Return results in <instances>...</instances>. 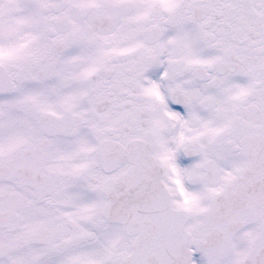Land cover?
<instances>
[{"label": "flooded vegetation", "instance_id": "1", "mask_svg": "<svg viewBox=\"0 0 264 264\" xmlns=\"http://www.w3.org/2000/svg\"><path fill=\"white\" fill-rule=\"evenodd\" d=\"M21 1L38 13L28 53L11 48L5 61L19 83L0 96V157L48 140L44 174L55 189L40 199L20 178L0 181V190L28 199L0 226V264L68 252L76 264H123L132 241L106 242V206L81 195L84 204H75L73 195L102 196L120 174L104 172L103 148L135 141L151 144L167 183L173 163L207 190V164L218 166L221 185L234 177L247 163L243 138L264 135V0ZM43 114L74 116L73 133L47 136ZM112 149L120 156V147ZM43 227L71 233L41 246ZM206 227L199 222L192 231Z\"/></svg>", "mask_w": 264, "mask_h": 264}, {"label": "water", "instance_id": "2", "mask_svg": "<svg viewBox=\"0 0 264 264\" xmlns=\"http://www.w3.org/2000/svg\"><path fill=\"white\" fill-rule=\"evenodd\" d=\"M251 163L214 199L210 210L213 229L206 237L207 252L226 258L233 238L250 224L262 222L256 247L245 264H264V138L249 141ZM136 168L112 195V221L123 223L128 234L140 233L147 253H185L181 262H190L192 240L186 231L187 214L174 211L170 195L161 180V170L138 152ZM0 164V177L4 176ZM20 204L14 196L0 193V222ZM148 258V257H147ZM127 264H131V259Z\"/></svg>", "mask_w": 264, "mask_h": 264}, {"label": "rangeland", "instance_id": "3", "mask_svg": "<svg viewBox=\"0 0 264 264\" xmlns=\"http://www.w3.org/2000/svg\"><path fill=\"white\" fill-rule=\"evenodd\" d=\"M8 6H10V5H8ZM24 9H25L24 11L26 12V15H25V18L26 19H24L23 21H24V23H27V24H20V25L16 26L15 27V31L16 32L25 31L23 29V27L25 25H27L26 30L33 29V23H29V22H32L33 21L34 12L33 13H27V11L29 9H33V6L28 5V4H24ZM1 33L2 34H0V60L2 59V57H3V55H4L5 51H6V46H7V43L6 42H8V41H10L12 39L11 38V35H12L13 32H12V29L11 28H9V30H8V26H4V27H2ZM26 34H27V38H26V36H24V38H26L25 41H27V39H28V33H26ZM201 199H203V201H205L206 200V197H202ZM108 234H113V232H109ZM113 236H114V234H113ZM239 250H241L243 252H246V250L244 251L243 248H240ZM74 262L75 261H71V264H73ZM65 264H66V262H65Z\"/></svg>", "mask_w": 264, "mask_h": 264}]
</instances>
